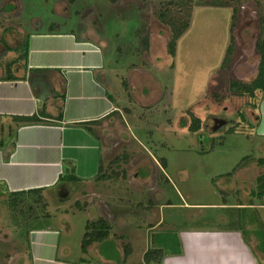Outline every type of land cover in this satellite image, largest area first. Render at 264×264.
I'll return each mask as SVG.
<instances>
[{
  "label": "rangeland",
  "instance_id": "obj_1",
  "mask_svg": "<svg viewBox=\"0 0 264 264\" xmlns=\"http://www.w3.org/2000/svg\"><path fill=\"white\" fill-rule=\"evenodd\" d=\"M7 5L11 9H0V53L1 38L16 46L26 33L51 22L63 29L76 25L102 42L106 63L122 82L121 103L131 111L125 124L116 123L101 133L105 168L116 156H128L107 168L124 171V176L104 180V195L112 189L134 221L145 225L151 218H161V233L172 221L179 226H194L204 219L219 222L224 217L231 221L234 210L209 205L222 203L229 187L233 201L260 200L253 192L258 176L264 174V140L253 129L257 113L252 105L260 95L251 99L236 94L230 81L251 82L257 74L255 44L259 36L264 38V0H5L0 4ZM234 11L236 45L226 56ZM185 21L189 24L171 55L170 23L181 27ZM16 56L8 52L1 58L0 74ZM193 118L200 120L198 130L188 128ZM5 132L0 124V138ZM135 172L139 181L133 180ZM242 188L245 192L240 193ZM8 199L9 193L0 191V264H31L28 229L37 226L35 218L47 210L44 199L24 196L17 209L10 208ZM150 199L154 207L148 212L153 206ZM141 202L145 207L139 206ZM240 213L253 219L259 215L249 209ZM260 213L264 216V210ZM94 216L80 211L65 223L70 236L64 235L62 241L69 240L78 254L86 220ZM45 219V224L55 222ZM145 231L143 227L137 233L145 235ZM116 239L121 246L126 244L125 237ZM139 252L137 248L132 258Z\"/></svg>",
  "mask_w": 264,
  "mask_h": 264
},
{
  "label": "crops",
  "instance_id": "obj_2",
  "mask_svg": "<svg viewBox=\"0 0 264 264\" xmlns=\"http://www.w3.org/2000/svg\"><path fill=\"white\" fill-rule=\"evenodd\" d=\"M52 24L26 33L27 60L16 68L18 78L0 79V123L6 126L0 145V191L22 193L24 197L29 195L27 191L39 190L30 195L44 199L47 209L35 218L37 226L28 229L31 264H139L145 251L159 244L152 243L151 238L162 234L180 246L169 244L161 264H264V252L258 249L264 230L260 213L264 197L253 202L242 198L233 201L229 187L224 190L222 203L209 205L234 210L231 221L230 217L219 222L204 219L194 226L172 221L161 233L158 230L164 220L151 218L142 225L126 214L125 202L116 199L112 189L108 197L104 195V180L96 179L106 147L101 133L116 123L125 124L131 111L121 103L122 82L106 63L102 42L76 25L52 29ZM255 109L260 119L253 129L264 140V94ZM32 115L42 121L16 124L20 123L16 117ZM79 123H92L91 131ZM8 127L14 129L10 136ZM72 175L77 178L69 179ZM134 176L133 180L139 181V173ZM133 180L130 183L134 186ZM149 202L153 206L148 212L154 207V201ZM248 209L259 215L255 219L245 214L242 217L241 210ZM80 211L95 215L88 220L105 218L111 231L105 243L93 242L86 252L80 244L78 254L75 245L62 240L64 235L70 236L65 224L68 217ZM41 217L55 222L45 224ZM143 227L146 234L138 235ZM117 236L125 237L126 244L131 245L128 256L126 244H118ZM137 248L140 252L133 259Z\"/></svg>",
  "mask_w": 264,
  "mask_h": 264
},
{
  "label": "trees",
  "instance_id": "obj_3",
  "mask_svg": "<svg viewBox=\"0 0 264 264\" xmlns=\"http://www.w3.org/2000/svg\"><path fill=\"white\" fill-rule=\"evenodd\" d=\"M5 1V0H0V4ZM111 1H116V0H111ZM221 5V4H217ZM12 5H7L6 7L2 8L0 6L1 10H9L11 9ZM3 12V11H2ZM235 11L232 15V23H231V37H230V44L227 47L226 50V56L230 55L236 45V38L234 35V29L236 26L235 22ZM170 23V22H169ZM189 24V21H185L181 27H177L175 24L172 22L170 23L171 28H172V37L168 42V53L171 55L175 54L176 50V45H177V39L180 37V35L183 33V31L187 28ZM52 29L58 28V25L56 23L51 25ZM9 30L8 28H5V31ZM263 27L261 28V34H263ZM144 46H148V42L146 40H143ZM1 42L4 47V51L0 53V67L2 66L1 58L8 52H16L17 56L9 61H7L5 67L3 68L2 73L0 74V79H17L18 77L15 75V70L19 66L23 65V61L27 60V49H28V44H27V39L26 35L23 37V39L18 43V45L13 46L10 45L4 38H1ZM256 51L259 56V62H258V70L255 78L251 82H246V81H241V80H236V79H231L230 81V90L233 91L236 94L239 95H247L251 99H255L256 96L264 94V38L259 36L256 40ZM16 65V66H15ZM14 66V67H13ZM123 84L125 87H127V82L123 81ZM252 104V103H249ZM254 108L257 107V103L252 104ZM192 114V113H190ZM243 118H246L242 114ZM15 118V117H14ZM16 121L20 123H16L17 125L19 124H33L36 122L42 121L39 117L36 115L32 116H22V117H16ZM260 119L259 113L255 115L254 121L255 123L258 122ZM1 120V117H0ZM198 118H193L192 123L188 125V128L190 130H198L200 127ZM1 124V132L3 133L6 130L5 124ZM84 125L88 130L91 131V124L92 123H79ZM184 126H186V120L183 123ZM5 126V127H4ZM10 129V130H9ZM13 127H8V135L10 136L11 133L13 132ZM4 138H0V145L3 143ZM127 153H124L122 156H116L110 163L107 168H110L113 164H118L122 161H127ZM247 158V157H246ZM103 161L100 162L99 165V171L98 174L96 175V179L98 180H107L112 177H119V176H124V171H119L116 169H111L112 171H108L107 168L104 167ZM165 159L162 158L161 160V165L164 168L165 167ZM261 162H264V159H261ZM77 177L75 175L69 176V179L75 180ZM258 184H257V191H254L255 195L259 198L264 197V174H261L257 178ZM39 190L36 191H27V194L31 193H38ZM22 193H9V199L8 203L10 208L12 209H17L19 208L18 206L20 205L21 198H22ZM41 198V197H38ZM111 231V225L110 223L103 217H98L93 220H89L86 222L85 225V232L83 234L82 240H81V250L83 252H86L89 245L93 242H100V243H105L110 235ZM164 236V237H163ZM158 240V241H157ZM152 243H157L159 242L158 245H151L144 253L143 255V262L139 264H161L162 260L167 253V246L170 244L173 247L180 246L177 241L174 242L173 239H171V236H167L166 234L162 235H155L154 237L151 238ZM179 248V247H178ZM126 249V256H128L129 252L131 251V245L127 243L125 245ZM258 249L264 252V230L261 231L260 234V242L258 243ZM181 248L177 249V252H180Z\"/></svg>",
  "mask_w": 264,
  "mask_h": 264
}]
</instances>
